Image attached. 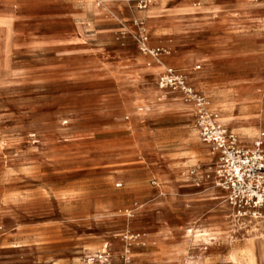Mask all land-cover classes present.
<instances>
[{"label": "rangeland", "instance_id": "rangeland-1", "mask_svg": "<svg viewBox=\"0 0 264 264\" xmlns=\"http://www.w3.org/2000/svg\"><path fill=\"white\" fill-rule=\"evenodd\" d=\"M92 2L102 16L78 37L66 19L41 22L43 32L0 23V264H85L105 246L104 264H264V224L235 219L204 180L212 164L193 109L158 94V65L139 50L146 39L167 52L160 62L221 126L255 138L264 0H133L119 13ZM181 151L192 169L165 157ZM188 181L199 192L174 193ZM202 230L212 242L191 239Z\"/></svg>", "mask_w": 264, "mask_h": 264}, {"label": "built area", "instance_id": "built-area-1", "mask_svg": "<svg viewBox=\"0 0 264 264\" xmlns=\"http://www.w3.org/2000/svg\"><path fill=\"white\" fill-rule=\"evenodd\" d=\"M146 42V39L139 42L140 52L159 64L165 53L148 50L142 45ZM158 87L164 92L178 93L192 107L198 139L207 146L211 155L212 166L204 180L220 190L233 217L237 220H264V131L258 134L250 147L239 144L234 134L215 121L207 100L194 91L184 75L171 68H166L159 75ZM85 264L104 262L101 255L96 254L89 256Z\"/></svg>", "mask_w": 264, "mask_h": 264}, {"label": "crops", "instance_id": "crops-1", "mask_svg": "<svg viewBox=\"0 0 264 264\" xmlns=\"http://www.w3.org/2000/svg\"><path fill=\"white\" fill-rule=\"evenodd\" d=\"M92 1L91 0H0V23L2 24L5 23V25H8L7 27H9L11 31L16 24H21L23 26L25 25L24 28H26L27 22L36 21V23H32L33 29L39 32H43V27L41 25V22L57 20V19H66L72 22L71 29H73V32H75L76 36L78 37L81 33H83V31L86 30V24L89 23V20L91 18L96 19L102 16L100 12L95 9L94 2ZM132 1L133 0H104V2L107 3L105 4V7L107 6L109 10H115L118 13L123 10L126 11L129 8ZM106 19L107 21L109 20L108 18ZM0 31H4L2 25H0ZM163 64L164 66L165 65L169 66V64L171 63L169 62L168 58L165 57L163 58ZM161 73L162 72H160V74ZM157 92L160 95L162 94L164 96L163 91H160L158 89ZM187 106L190 107L189 105ZM188 111L191 117H193V114H191L192 111L190 109ZM212 114L217 117V115L214 114L213 112ZM216 122H218L221 125L219 120L218 121L216 120ZM224 128L227 129V127ZM231 133L234 134L233 132ZM236 133L242 134V132L239 131L238 132L236 131ZM235 136L237 137V135ZM257 136H255V138L253 136L250 139L252 142L249 146H245L244 144L241 145L244 147H250L257 138ZM201 145L206 150L208 149L207 146L203 144ZM192 155L193 154H191L190 156V153L189 152L187 153V151H181L178 152L177 154H168L165 157L167 160L171 162H174L175 160L185 161L186 163H184V166H182L181 169L188 170V169H192V161H191ZM206 160L209 162L211 161L210 152L206 154L205 161ZM188 184L189 185L179 186V190H175L174 193L177 194L178 196H187L190 195L191 193L199 192L198 190L200 189V186L198 183L191 181ZM167 185L168 184L166 182L162 181L160 184H158L157 189L159 190L161 189L162 192L171 193L170 192L171 188H168ZM260 221H264V220H259V221L256 220L253 222L258 224H264V222H260ZM104 250H107L106 246ZM98 254H100V252H98Z\"/></svg>", "mask_w": 264, "mask_h": 264}, {"label": "bare ground", "instance_id": "bare-ground-1", "mask_svg": "<svg viewBox=\"0 0 264 264\" xmlns=\"http://www.w3.org/2000/svg\"><path fill=\"white\" fill-rule=\"evenodd\" d=\"M187 19V18H186ZM178 20H180V19H178ZM262 20H264V19H262ZM260 22H261V20H259ZM262 22H264V21H262ZM79 23V22H78ZM187 26V25H186ZM96 31V30H95ZM79 32V31H78ZM93 33V32H92ZM144 47H146V44H142ZM165 53V55L167 56V55H169L167 52H164ZM157 65H158V68H159V70H160V72H162V71H164L166 68H165V66H164V64L163 63H156ZM197 64V63H196ZM197 68V67H196ZM195 68V69H196ZM159 90H160V88L159 87H157ZM161 91V90H160ZM159 94V93H158ZM171 96V95H170ZM179 98V97H178ZM171 100V99H170ZM174 101V100H173ZM222 111V110H221ZM225 111V110H224ZM214 117H215V121H216V116L215 115H213ZM217 116H218V114H217ZM218 123V122H217ZM219 124V123H218ZM220 125V124H219ZM253 136L250 134V132H245V133H242V134H240V136H237V139H238V141H239V143L240 144H244L245 143V141L244 140H250L251 138H252ZM195 185V184H194ZM175 186V185H174ZM198 186V185H197ZM211 202V201H210ZM212 203V202H211ZM222 204V203H221ZM217 206V205H216ZM214 208V207H213ZM200 219V218H199ZM231 219V218H230ZM193 225H191V227H192ZM190 227V226H189ZM262 228V227H261ZM193 229V228H192ZM189 232V235H190V237H191V239L192 240H200L202 243H204V244H208L211 240H212V237H211V235L206 231V230H202V231H196V232H194V234L191 232V231H188ZM213 236V235H212ZM219 237V236H218ZM227 237V236H226ZM217 238V237H216ZM220 238V237H219ZM188 239V238H187ZM218 241V240H217ZM221 241V240H220ZM195 242V241H194ZM212 242V241H211ZM196 243V242H195ZM262 243V242H261ZM105 248V247H104ZM100 253H101V261H103L104 263L105 262H107L108 261V258H109V256H108V253H107V250H104V249H102L101 251H100ZM232 255V254H231ZM111 256V255H110ZM186 256V255H185ZM194 259V258H193ZM196 259V258H195ZM241 259H243V256H240V255H236V256H234L233 257V259H232V261H233V264H242V260ZM185 263V262H184Z\"/></svg>", "mask_w": 264, "mask_h": 264}]
</instances>
